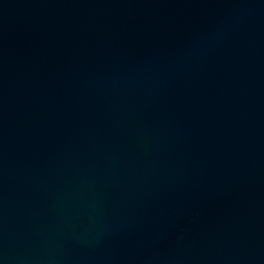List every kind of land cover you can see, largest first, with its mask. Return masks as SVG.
Returning <instances> with one entry per match:
<instances>
[{
    "label": "water",
    "instance_id": "1",
    "mask_svg": "<svg viewBox=\"0 0 264 264\" xmlns=\"http://www.w3.org/2000/svg\"><path fill=\"white\" fill-rule=\"evenodd\" d=\"M0 264H264V0H0Z\"/></svg>",
    "mask_w": 264,
    "mask_h": 264
}]
</instances>
